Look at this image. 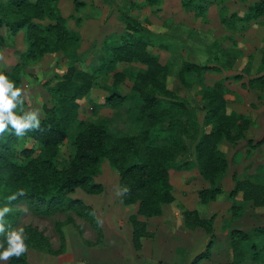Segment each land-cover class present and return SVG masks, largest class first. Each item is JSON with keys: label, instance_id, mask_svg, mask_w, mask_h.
Instances as JSON below:
<instances>
[{"label": "rangeland", "instance_id": "374dc122", "mask_svg": "<svg viewBox=\"0 0 264 264\" xmlns=\"http://www.w3.org/2000/svg\"><path fill=\"white\" fill-rule=\"evenodd\" d=\"M257 1L195 0V7L187 8L182 0H159L156 4H150V0H58V11L66 17V30L73 38L66 37L55 51L32 57L31 52L36 50V47L32 50L31 45L33 32L28 35L23 29L13 35L0 21V57H3L0 59V72L11 75L17 65L20 66V81L15 76L10 80L16 87L23 89L24 110H39L42 120L44 106L54 105L49 88L57 82L56 75L72 65L93 72L102 63L108 62L109 55L105 54L103 43L107 38L126 32L122 18L129 15L142 21L149 30L142 34L149 39L161 62L170 67L167 88L197 116L201 134L206 130L203 124L206 111L201 83L212 85L219 79H226L229 113L251 114L254 117L262 109L260 107L264 108V98H259L260 91L247 84L248 79L261 70L264 16L250 22L236 19L227 22L225 19L233 13H244L250 4ZM56 14L54 11L50 15L55 18ZM38 21L43 25L55 23L54 19L48 17ZM52 35L48 37V42L53 39ZM184 62L219 65V71L188 74V86L182 81ZM250 63L252 73L244 74L243 68ZM144 67L140 63L117 65L118 71L124 70L128 74L125 92L130 88L129 76L132 71ZM238 73H242V79L235 77ZM113 81L114 72L96 77L89 94L79 101L78 119L106 121L110 131L116 135L135 134L139 126L131 119L132 102H104L109 95L106 85H112ZM239 90L242 94L238 96ZM261 95L264 97L263 93ZM238 97L241 105L238 108L236 105L230 107L229 103H235ZM255 119L256 125L248 129L247 139L256 140L264 135V117L259 119L255 116ZM74 136L75 132H72L60 145L59 163L69 162L73 156ZM20 138L19 146L34 147L37 152L40 151V145L29 135ZM243 141L248 144L246 139L236 143L224 141L221 144L232 154H237L236 162L231 159L225 180H234V176L238 175L235 169L242 170L237 167V163H243L245 158ZM188 143L189 148L177 154L175 166L170 170L175 201L163 206L162 215L149 219L151 235L143 238L141 250L134 248L132 226L128 221L137 205L124 204L119 172L105 160L100 164L101 173L94 178L102 183L103 191L89 194L79 188L71 195L82 198L93 207L103 235L99 237L96 229L73 211L40 215L21 204L13 212L20 211L18 223L38 227L50 238L54 251L31 246L27 251L28 259L34 264H191L198 254L207 251L211 258H205L199 264H227L233 258L230 232L239 228L251 234L245 241L247 254L242 264H264V231H260L264 228V209L253 207L249 201H242L240 194L231 195V188L226 192L223 190L210 203L202 204L198 191L207 187L208 183L197 166L196 141L189 138ZM263 144L248 146L256 149L264 147ZM256 151V159L262 160L264 150ZM248 152L249 149L247 154H250ZM256 172L264 173V165L256 167ZM186 209H196L204 218L214 216V231L208 233L202 227L187 228L184 222ZM210 240L212 242L209 245ZM253 244L256 246L251 247ZM7 262L0 261V264Z\"/></svg>", "mask_w": 264, "mask_h": 264}, {"label": "trees", "instance_id": "16d2710c", "mask_svg": "<svg viewBox=\"0 0 264 264\" xmlns=\"http://www.w3.org/2000/svg\"><path fill=\"white\" fill-rule=\"evenodd\" d=\"M57 1L0 0V21L11 34L16 35L23 29H26L28 35L33 32L34 40L31 45L32 50L34 47L36 50L31 52L32 57L55 51L66 37L73 38L66 30V17L59 13ZM158 2L159 0H150V4ZM194 2L195 0H182L187 8L195 7ZM54 11L57 13L55 18L50 15ZM263 16L264 0H259L250 4L244 13H233L225 19L227 22H233L234 19L250 22ZM46 17L54 19L55 23L43 25L38 21ZM122 21L126 25V32L107 38L103 43L105 54L109 55L108 62L102 63L93 72L72 65L65 72L56 75L57 82L49 88L54 105L44 106L41 130L26 133L40 145L39 152L34 147L19 146L21 138L14 134L10 126L8 132L0 135V208L6 205L12 208L5 216V230L23 227L28 248L36 246L48 252L53 251L50 238L43 231L36 226L18 223L20 211L15 214L13 212L21 204L40 215L50 216L58 212L73 211L86 219L96 229L99 237L103 235L93 207L82 198L71 195L79 188L89 194L103 191L102 183L94 178L101 173L100 164L105 160L119 172L124 204L137 205L128 221L132 226L134 248L139 251L143 238L151 235L149 219L162 215L163 206L175 201L170 170L175 166L177 154L189 148V138L196 141L197 166L208 183L207 187L198 191L202 204L215 200L223 191L222 180L229 167L227 155L221 149L224 141L236 143L246 139L249 146L264 143V135L258 140L247 139V131L252 124L250 116L228 112L226 79H219L212 85L201 83L206 111L203 124L206 130L200 134L197 116L167 88L170 67L161 62L149 39L142 34L149 30L142 21L132 16L126 15ZM50 35L53 39L48 42ZM119 63H140L145 66L132 71L129 76L131 85L127 92L124 84L128 74L124 70H117ZM233 65L234 63L231 64ZM260 65L261 70L251 76L247 84L260 91L259 98H264L261 95L264 94V53ZM218 66L184 62L181 69L182 81L189 86L186 79L188 74L219 71ZM109 72H114V81L112 85H106L109 95L104 102H132L131 119L139 126L135 134L116 135L110 131L106 121L78 119L79 101L89 94L96 77ZM243 73H252L251 63L245 65ZM6 75L9 80L15 76L20 81V66L17 65L11 75ZM235 77L242 79L243 75L238 73ZM17 113L23 114L21 111ZM72 132H75V152L69 162L59 163L60 145ZM234 181L231 195L240 194L242 201H249L253 207L264 209L263 172L235 175ZM21 191L23 195L19 194ZM13 195L16 199L9 202L8 198ZM214 218L201 217L196 209L184 211L185 226L190 229L202 227L206 232L212 233ZM260 231H264V228ZM250 237L251 234L246 230H231L233 258L227 264H242L246 260L245 241ZM211 242L212 240L209 245ZM0 243L7 247L2 234ZM254 246L256 244L251 247ZM210 256V252H201L191 264H199L205 258L210 259ZM7 264L34 263L28 259L26 252L20 258L13 257Z\"/></svg>", "mask_w": 264, "mask_h": 264}, {"label": "clouds", "instance_id": "9594fccd", "mask_svg": "<svg viewBox=\"0 0 264 264\" xmlns=\"http://www.w3.org/2000/svg\"><path fill=\"white\" fill-rule=\"evenodd\" d=\"M3 59V57H0ZM23 89L16 87L8 76L0 72V135L11 130L17 137H24L28 131L41 130V113L37 109L24 110ZM19 109L23 114H18ZM23 195V191L19 193ZM9 202L16 199L10 196ZM12 211L9 206L0 208V234L4 235L7 247L0 243V261H9L13 257L20 258L28 251L25 243L27 236L23 227L5 230V216Z\"/></svg>", "mask_w": 264, "mask_h": 264}, {"label": "crops", "instance_id": "0c3cea01", "mask_svg": "<svg viewBox=\"0 0 264 264\" xmlns=\"http://www.w3.org/2000/svg\"><path fill=\"white\" fill-rule=\"evenodd\" d=\"M240 93L242 94L241 90L238 91V96H239ZM239 99H240V97H238V99L235 100V103H229L230 107H231V105H236V107L238 108V107L241 105ZM229 102H230V101H229ZM260 108H262V109H260V110L255 114V116H256L257 118H259V119H262V118L264 117V108H263V107H260ZM233 110H234V109H233ZM236 110H237V109H236ZM238 112H242V110H238ZM245 113H246V112H245ZM249 116H250L251 119H252V124H251V127H252V126L256 125V119H255V116L253 117V116H251V114H250ZM256 140H258V139H256ZM237 145H238V144H237ZM246 145H247V146H246ZM262 146H264V144H263ZM247 147H248V148H247ZM221 148H222V150H223V151L226 153V155H227V158H228V160H229V165L231 164L232 160H233L234 162H236V161H235V156H236L237 154H235V155L232 154V151L229 152V150L225 149L224 146L222 147V145H221ZM258 148H260V147H257L256 149H255V148L251 149V148L248 146V144H247L246 141H243V142H242V151H243L244 154H245V158H244L243 163H240V162L237 163V167H241V169H242L241 171H239V169H235V171L237 172L238 175H241V174H253V173L256 172V167L258 168L259 165H264V157H263L262 160H257V159H256V157H257L256 152H258V151H256V150H264V147H261L260 149H258ZM248 149H249V152H248V153H250V154H247ZM250 150H251V151H250ZM227 151H228V152H227ZM255 156H256V157H255ZM231 159H232V160H231ZM247 168H249V170H247ZM250 169H251V170H250ZM228 171H229V169H227L226 174L228 173ZM233 173H234V171H233ZM222 185H223V190L226 192V191L228 190V188H231V190L234 188L235 181L232 180V178H229V179H226V180L223 178V180H222ZM223 194H224V192H223ZM219 198H220V197H219ZM164 210H165V209H164Z\"/></svg>", "mask_w": 264, "mask_h": 264}]
</instances>
